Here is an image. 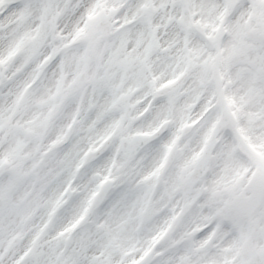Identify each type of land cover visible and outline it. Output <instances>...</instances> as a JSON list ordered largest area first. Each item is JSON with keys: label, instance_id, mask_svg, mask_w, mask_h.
<instances>
[{"label": "snow or ice", "instance_id": "1", "mask_svg": "<svg viewBox=\"0 0 264 264\" xmlns=\"http://www.w3.org/2000/svg\"><path fill=\"white\" fill-rule=\"evenodd\" d=\"M0 264H264V0H0Z\"/></svg>", "mask_w": 264, "mask_h": 264}]
</instances>
